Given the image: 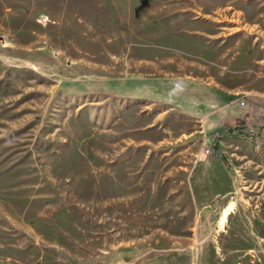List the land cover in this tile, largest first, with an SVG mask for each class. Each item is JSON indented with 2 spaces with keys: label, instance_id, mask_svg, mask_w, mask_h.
<instances>
[{
  "label": "rangeland",
  "instance_id": "374dc122",
  "mask_svg": "<svg viewBox=\"0 0 264 264\" xmlns=\"http://www.w3.org/2000/svg\"><path fill=\"white\" fill-rule=\"evenodd\" d=\"M0 264H264V0H0Z\"/></svg>",
  "mask_w": 264,
  "mask_h": 264
},
{
  "label": "crops",
  "instance_id": "0c3cea01",
  "mask_svg": "<svg viewBox=\"0 0 264 264\" xmlns=\"http://www.w3.org/2000/svg\"><path fill=\"white\" fill-rule=\"evenodd\" d=\"M113 82V92L122 98L172 106L190 116L212 110L226 101L224 95L204 93L197 83L183 78L132 76Z\"/></svg>",
  "mask_w": 264,
  "mask_h": 264
},
{
  "label": "built area",
  "instance_id": "2783aa9c",
  "mask_svg": "<svg viewBox=\"0 0 264 264\" xmlns=\"http://www.w3.org/2000/svg\"><path fill=\"white\" fill-rule=\"evenodd\" d=\"M208 153H210V151H208Z\"/></svg>",
  "mask_w": 264,
  "mask_h": 264
}]
</instances>
